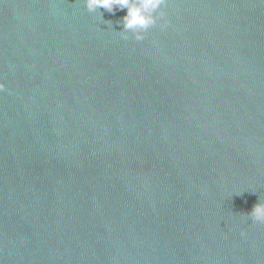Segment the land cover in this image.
<instances>
[{"label": "water", "instance_id": "95a60500", "mask_svg": "<svg viewBox=\"0 0 264 264\" xmlns=\"http://www.w3.org/2000/svg\"><path fill=\"white\" fill-rule=\"evenodd\" d=\"M164 11L0 0V264H264V0Z\"/></svg>", "mask_w": 264, "mask_h": 264}, {"label": "clouds", "instance_id": "9594fccd", "mask_svg": "<svg viewBox=\"0 0 264 264\" xmlns=\"http://www.w3.org/2000/svg\"><path fill=\"white\" fill-rule=\"evenodd\" d=\"M83 3L89 13L96 14L98 19L112 30H114L113 22L104 20L100 10L103 9L112 15L126 10V14L116 21L120 30H114L125 41L132 38L141 42L158 22L162 21L159 24L161 30L166 29L170 23L164 11L169 5V0H83ZM245 215L253 224L264 225V200L259 198V202ZM240 235L244 237L246 233L242 231Z\"/></svg>", "mask_w": 264, "mask_h": 264}]
</instances>
